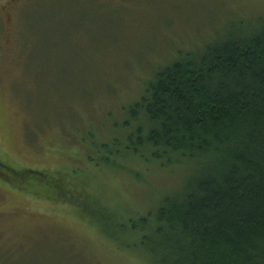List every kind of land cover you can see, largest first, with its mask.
Instances as JSON below:
<instances>
[{"label": "rangeland", "instance_id": "obj_1", "mask_svg": "<svg viewBox=\"0 0 264 264\" xmlns=\"http://www.w3.org/2000/svg\"><path fill=\"white\" fill-rule=\"evenodd\" d=\"M262 24L264 0H0V160L79 185L54 203L0 182V264H159L137 223L194 167L137 146L135 106L160 69Z\"/></svg>", "mask_w": 264, "mask_h": 264}, {"label": "trees", "instance_id": "obj_2", "mask_svg": "<svg viewBox=\"0 0 264 264\" xmlns=\"http://www.w3.org/2000/svg\"><path fill=\"white\" fill-rule=\"evenodd\" d=\"M135 107L137 124H149L137 127V146L163 165L194 167L180 195L139 218L151 256L159 264H264V25L160 69ZM67 181L0 160V182L24 195L67 202L79 187Z\"/></svg>", "mask_w": 264, "mask_h": 264}]
</instances>
